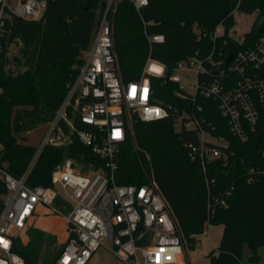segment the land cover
Returning <instances> with one entry per match:
<instances>
[{
	"label": "trees",
	"instance_id": "1",
	"mask_svg": "<svg viewBox=\"0 0 264 264\" xmlns=\"http://www.w3.org/2000/svg\"><path fill=\"white\" fill-rule=\"evenodd\" d=\"M107 5L108 0H47L38 19L6 18L0 54V163H6L14 176L23 175L38 150L26 142V133L50 121L62 104ZM113 7L109 18L115 69L123 82L141 76L150 54L164 62L170 74L178 61L211 49L214 39H228V50L236 51L256 39L264 28V0H149L140 10L132 0H116ZM236 10L257 12L261 21V26L258 22L245 34L242 44L230 34ZM220 24L225 32L215 38ZM154 34H163L165 41L151 44L149 36ZM13 43L19 49L10 57ZM11 63L24 69L15 71L8 67ZM152 83L153 101L170 108L172 114L152 121L133 114L132 128L118 153L117 182L141 185L149 182L150 176L166 199L182 238L192 246L209 225H224L220 244L211 252L208 264H243L244 246L249 244L256 250L264 243V108L258 126L243 142L231 132L215 99L201 94L181 96L178 83L173 81L163 83L153 78ZM192 111L206 120L205 127L214 135L230 141L225 148L228 157L212 159L205 167L191 159L188 143L199 142V131L178 129L175 116ZM66 157L81 159L93 168L106 162L92 146L74 137L68 147L46 145L31 168L28 183L54 186L53 171ZM251 167L261 171L249 172ZM228 190L231 193L226 195ZM7 192L0 178V213ZM222 198L225 204L219 202ZM56 204L66 205L61 197ZM30 233L28 245L21 248L16 237L13 250L27 264H38L45 234L39 230ZM48 239L46 247L55 259L43 264H55L64 245L58 250L53 239Z\"/></svg>",
	"mask_w": 264,
	"mask_h": 264
},
{
	"label": "built area",
	"instance_id": "2",
	"mask_svg": "<svg viewBox=\"0 0 264 264\" xmlns=\"http://www.w3.org/2000/svg\"><path fill=\"white\" fill-rule=\"evenodd\" d=\"M115 1L110 0L97 21L91 47L78 75L69 84L67 95L52 119L45 124L46 132L28 169L16 177L8 171L6 163H0V178L8 189L0 213V241L4 242L0 243V264H27L26 259L13 250L14 241L16 231L26 227L39 203L55 206L69 226L70 237L55 264H87L99 247H108V241L112 243L109 249L125 264H185L182 235L156 183L150 180L141 185L120 184L115 176L120 145L132 128L133 114L145 121L168 118L172 114L170 108L153 101V78H160L163 83H178L177 93L181 96L195 98L201 94L218 101L231 132L243 142L249 140L251 130L261 121L264 28L256 39L236 51L228 50V39L222 42L214 39L211 49L197 51L178 61L170 74L166 64L150 54L141 76L123 82L115 69L116 52L109 18ZM132 1L138 10L149 2ZM46 7L47 0H17L15 5L11 0L0 2V54L6 18L38 19ZM224 32L220 24L214 37ZM237 40L242 44L246 39ZM149 41L161 43L165 37L154 34L149 36ZM185 67L194 68L197 76L192 93L180 84L181 77L177 73ZM175 123L176 126L180 123L181 128L199 131V142L188 143L192 160L200 161L205 167L212 159L228 157L225 148L230 141L206 128V120L197 111L175 116ZM74 137L106 158L105 166L88 167L81 159L66 157L53 171L54 186L30 185L31 168L43 148L46 145L68 147ZM254 171L261 170L249 169V172ZM57 185L63 190V196ZM230 193L228 190L226 195ZM59 197L66 204L64 207L56 206ZM219 202L225 204L226 200L222 198Z\"/></svg>",
	"mask_w": 264,
	"mask_h": 264
},
{
	"label": "rangeland",
	"instance_id": "3",
	"mask_svg": "<svg viewBox=\"0 0 264 264\" xmlns=\"http://www.w3.org/2000/svg\"><path fill=\"white\" fill-rule=\"evenodd\" d=\"M110 0H108V3ZM17 0H11V4L15 5ZM88 8V6H87ZM99 12V7L98 10ZM101 15V14H100ZM100 16L98 17L99 20ZM257 19V12L253 14H246L240 12L238 10L235 11V25L231 28L230 34L235 39H243L245 34L252 30L253 27L259 22ZM224 26V25H222ZM221 34V32H219ZM19 45L16 43L11 44L10 50L8 55L13 57L15 54L18 53ZM9 68L19 71L23 70L24 68H18L15 64H9ZM178 75L181 77L180 84L183 85L187 91L193 92L195 87L196 81V74L194 68L185 67L184 69L179 70ZM177 128H181V124H177ZM47 125L43 124L38 126L35 129L28 131L27 140L26 142L33 144L35 146H40L43 136L46 132ZM150 160V157H148ZM149 180L151 177L149 176ZM57 190L63 196V190L59 185H57ZM37 207L36 213L31 218V227H36L43 229L45 231L53 232L54 230L59 231V244H63L68 241L70 237V230L68 223L65 217L58 213L55 210V206H49L43 203H39ZM57 206V204H56ZM224 225L217 224V225H209L206 228V231L203 234L196 236L195 245L192 246L186 239H183L184 242V254L183 260L185 264H208L210 262V254L213 252L220 244L221 238L223 236ZM19 235L18 238V245L21 248H25L26 245L31 240V234L28 233V228L21 231H16ZM112 243L110 241L107 242V246L99 247L93 254L92 258L88 261L87 264H125L121 261H118L117 257L114 253L109 249ZM40 252H39V263L43 264L47 261H52L55 259V256L50 253L47 249L45 241L40 242L39 245ZM59 250V246H55ZM257 254L258 257L254 258L253 255ZM242 263L243 264H264V243L259 244L254 250L249 244H246L243 248L242 252Z\"/></svg>",
	"mask_w": 264,
	"mask_h": 264
},
{
	"label": "crops",
	"instance_id": "4",
	"mask_svg": "<svg viewBox=\"0 0 264 264\" xmlns=\"http://www.w3.org/2000/svg\"><path fill=\"white\" fill-rule=\"evenodd\" d=\"M39 205H37L38 207ZM37 207H36V211H37ZM36 213V212H35ZM32 218V217H31ZM31 218L28 220V224L26 225V227L22 230H25L28 228V233H30L31 231L33 230H39V231H42L45 235H44V240L43 242L45 241V244L46 246H48V242L50 243V239H48V237H51L53 239V246H65L66 242L63 243V244H59V236H60V233L59 231L57 230H54L53 232H51L52 230H50L49 232L48 231H45L43 229H40V228H36V227H31ZM18 231H21V230H18ZM17 234V232H16ZM31 234V233H30ZM17 237L19 238V235L17 234Z\"/></svg>",
	"mask_w": 264,
	"mask_h": 264
},
{
	"label": "water",
	"instance_id": "5",
	"mask_svg": "<svg viewBox=\"0 0 264 264\" xmlns=\"http://www.w3.org/2000/svg\"><path fill=\"white\" fill-rule=\"evenodd\" d=\"M2 0H0L1 2ZM87 7V6H86ZM261 25V21L258 23V27ZM233 57V53L229 55L227 61L229 62L231 60V58Z\"/></svg>",
	"mask_w": 264,
	"mask_h": 264
},
{
	"label": "snow or ice",
	"instance_id": "6",
	"mask_svg": "<svg viewBox=\"0 0 264 264\" xmlns=\"http://www.w3.org/2000/svg\"><path fill=\"white\" fill-rule=\"evenodd\" d=\"M133 94H135V88H133ZM146 96H147V89H145V98H146ZM119 135V133H117V136ZM0 243H4L3 241H0Z\"/></svg>",
	"mask_w": 264,
	"mask_h": 264
}]
</instances>
